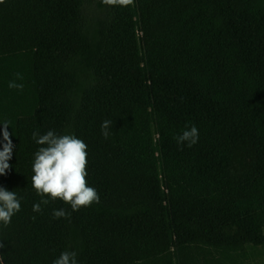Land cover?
<instances>
[{"label": "clouds", "instance_id": "clouds-1", "mask_svg": "<svg viewBox=\"0 0 264 264\" xmlns=\"http://www.w3.org/2000/svg\"><path fill=\"white\" fill-rule=\"evenodd\" d=\"M5 0H0L4 4ZM101 3L110 6L128 7L134 4V0H101ZM19 76V74H17ZM23 84L14 81L9 83V88L23 90ZM3 125V144L0 150V175H7L11 165L14 145L11 133L8 131L9 122ZM111 121L105 120L101 125V131L105 139L110 135L109 127ZM33 139L41 147L35 153L33 163L32 186L38 195L42 197L40 203L33 205L34 212H42L41 205H47L49 199L62 200L71 206L73 212L81 208L90 207L93 203L100 202L97 190L88 186L87 173V144L77 138L74 134L57 135L54 131H48L44 135L39 132L33 133ZM199 140V130L195 125L187 128L176 137L179 145L187 144L193 147ZM21 209L20 200L14 191L0 187V223L7 227L11 223L13 215ZM55 218H70V213L64 209L54 210ZM0 248H4L0 242ZM54 264H79L76 251L62 252L54 261Z\"/></svg>", "mask_w": 264, "mask_h": 264}]
</instances>
